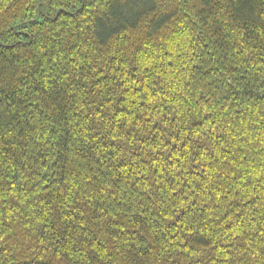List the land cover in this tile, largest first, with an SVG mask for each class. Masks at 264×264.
Wrapping results in <instances>:
<instances>
[{
	"label": "trees",
	"instance_id": "1",
	"mask_svg": "<svg viewBox=\"0 0 264 264\" xmlns=\"http://www.w3.org/2000/svg\"><path fill=\"white\" fill-rule=\"evenodd\" d=\"M0 264H264V0H0Z\"/></svg>",
	"mask_w": 264,
	"mask_h": 264
}]
</instances>
